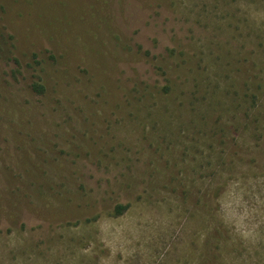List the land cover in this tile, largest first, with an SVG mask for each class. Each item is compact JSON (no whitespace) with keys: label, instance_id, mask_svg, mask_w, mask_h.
<instances>
[{"label":"rangeland","instance_id":"374dc122","mask_svg":"<svg viewBox=\"0 0 264 264\" xmlns=\"http://www.w3.org/2000/svg\"><path fill=\"white\" fill-rule=\"evenodd\" d=\"M0 264H264V0H0Z\"/></svg>","mask_w":264,"mask_h":264},{"label":"trees","instance_id":"16d2710c","mask_svg":"<svg viewBox=\"0 0 264 264\" xmlns=\"http://www.w3.org/2000/svg\"><path fill=\"white\" fill-rule=\"evenodd\" d=\"M33 90L37 95H43L45 93V86L41 84L40 82H37L33 85ZM126 208L122 206L117 207V214H121L123 211H125Z\"/></svg>","mask_w":264,"mask_h":264}]
</instances>
